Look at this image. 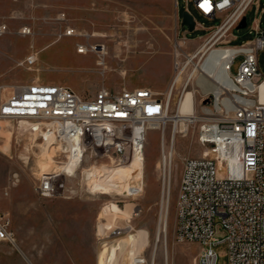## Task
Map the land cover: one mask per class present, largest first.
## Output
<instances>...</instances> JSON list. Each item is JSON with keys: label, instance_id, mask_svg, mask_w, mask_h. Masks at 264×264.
<instances>
[{"label": "built area", "instance_id": "1", "mask_svg": "<svg viewBox=\"0 0 264 264\" xmlns=\"http://www.w3.org/2000/svg\"><path fill=\"white\" fill-rule=\"evenodd\" d=\"M190 4L202 16L219 22L207 28L209 33L200 37L193 50H188L193 41L186 32L181 34L178 25L173 39L174 77L165 93L149 87H124L117 91L101 86L94 96L85 97L68 85L34 80L13 85L10 93L0 98V118L35 124L28 126L30 132L41 135L44 141L47 135L50 146L59 153L54 156L63 155L57 161L62 168L46 170L38 178L35 189L42 197L62 194L68 189L67 179L79 173L90 192L103 194V189L94 183L107 173L97 174L93 163L87 160L96 162L104 158L109 165L141 158L149 123L158 122L155 129L160 132L162 144V189L170 194L173 160L164 149L167 121L162 119L169 115L172 90H179L186 72L189 77L181 90H188L190 81L196 83L193 90H208L200 85L202 80H196V74L208 75L215 63L213 52L229 49L226 65L229 87L224 90L237 97L220 104L219 109L225 114L216 120L209 113L191 114L192 119L186 121L187 129L182 131L187 132L199 122L197 141L208 150L201 156L184 159L176 198V235L179 241L199 245L196 264H217L215 246L219 243L227 244L228 264H264V102L258 96L259 86L264 82L258 60L260 50L264 49V30L260 27L264 6L259 0H185L184 10L191 14ZM175 5L181 21L178 0ZM253 5L257 9L250 29L255 31V37L240 45L230 44L233 29ZM195 22L194 29L206 28ZM7 29L6 24H0V35ZM29 32L27 28L22 33ZM81 45L87 46V52H95L96 64L104 68V44ZM238 55L242 60L236 73H232L231 66ZM37 60L38 56L32 53L21 64L30 68ZM177 76L181 79L177 80ZM180 130L175 124L172 140ZM65 165L72 169L63 168ZM141 180L137 185L131 184L130 192L121 187L112 191L120 197L139 196L143 189ZM10 225L9 216L0 214V240L16 245ZM217 227L222 229V237L218 236ZM105 232L117 237L133 233V228L105 223L102 232L98 229V236ZM133 264H154V261L140 252Z\"/></svg>", "mask_w": 264, "mask_h": 264}, {"label": "rangeland", "instance_id": "2", "mask_svg": "<svg viewBox=\"0 0 264 264\" xmlns=\"http://www.w3.org/2000/svg\"><path fill=\"white\" fill-rule=\"evenodd\" d=\"M259 1L264 6V0ZM72 3L73 0H0V24H6L8 28L7 32L0 35V98L10 93L13 85L34 80L68 85L76 91L85 90L88 94L101 86L118 89L149 86L165 93L174 77L173 39L178 25L181 34L186 32V36L193 41L188 46V50H193L200 42V37L209 33L207 28L219 22L202 16L190 4L195 20L206 28L188 31L187 26L178 21L174 0L161 5L160 14L153 22L150 16L139 14V10H135L129 0L128 7L116 8L107 16V30L97 31L88 28L86 15L78 21V16L73 14ZM178 8L182 16L185 0H178ZM256 9L257 6L253 5L248 10L246 27L233 29L230 44L240 45L255 37L256 33L251 31L250 26L256 16ZM260 27L264 30V13ZM27 28L30 32L22 33ZM72 30L74 33L67 34ZM98 43L104 44L106 50L104 68L96 64L98 56L95 52L77 51L79 44ZM32 53L38 56L36 64L30 68L21 64ZM258 59L259 71L264 76V49L260 50ZM241 60V56L235 57L231 66L232 73H236ZM188 77L189 72H186L181 87ZM181 87L172 90L170 116L178 113V104L188 90L194 92L195 112L198 115L210 114L216 119L225 114L215 109V97L211 91L193 90L196 87L194 81H190L188 90H181ZM228 95L231 92L226 91L221 97ZM180 123H177L179 127L185 126ZM175 124L173 119L167 120L164 149L168 153L173 148V178L166 204L167 229L158 237L163 198L162 144L158 129L149 128L146 131L144 168L142 171L136 166L132 168L135 174H143L140 181L143 189L139 196L120 197L116 191L108 194L90 192L79 173L75 178L67 179L68 189L60 192L62 194L42 197L35 189L38 178L46 170H59L61 164L57 161L62 160L63 155L60 153L59 158L54 156L52 161L42 158L39 144L44 143V138L30 132V122L0 118V214H7L13 209L12 205L17 210L23 209L21 203H16L18 200L80 201L78 206L54 205L44 209L46 212L42 215L50 217L59 214L80 215L82 223L73 224L70 218H47L36 224V230L26 240L37 259L33 264H98L99 257L103 256V264H119L127 255L124 242L132 234L113 237L105 232L98 236L99 225L109 222L114 226H132L133 233L138 232L140 237L136 247L150 260L153 259L154 264H166V260L168 264H196L199 245L179 241L176 235V198L184 159L201 156L208 148L197 141L199 122L190 126L187 132L177 133L172 140L171 132ZM9 131V145L4 151L1 148L6 144ZM33 135H37L34 142ZM53 148L50 146L51 151ZM54 154L59 153L54 151ZM108 162L104 158L96 162L87 160V163L97 167ZM88 165L83 164V167ZM118 198L122 199L117 204L128 211V217L124 219L114 216L112 220L103 214V209ZM27 209L32 211V215H41L40 212H34L39 210L36 207ZM90 215L95 216V233H91L88 225L83 222ZM216 230L218 236L222 237V229L217 227ZM15 240L18 248L16 234ZM147 241L148 245H145ZM215 250L218 254L217 264H228L227 244L219 243Z\"/></svg>", "mask_w": 264, "mask_h": 264}, {"label": "bare ground", "instance_id": "3", "mask_svg": "<svg viewBox=\"0 0 264 264\" xmlns=\"http://www.w3.org/2000/svg\"><path fill=\"white\" fill-rule=\"evenodd\" d=\"M67 34H71V32H68ZM81 46H84V48L79 50L78 47H81ZM78 47H77V51L79 53L87 52V46L79 45ZM104 51H105V48H104ZM230 52L231 51L227 48H219L215 50L212 54L215 60V63L213 67H211V69L208 71V75L200 76L199 74H196L197 75L196 80H202L201 82H203L200 85L203 88H207L209 91H211V93L214 94L215 109H219L221 103L228 102V100L233 101L234 98L237 97V94L221 97L226 91H229V90H224V88L229 87V83L228 81H226V78H227L226 77L227 76L226 74L227 66L226 65H227ZM103 53L104 52H102V54ZM180 79H181V76H177V80H180ZM258 96H259V100L264 102V82H262V84H260L259 86ZM177 110H178V113L176 115L174 116L167 115V117L162 120L167 121L168 119H173V121L176 124L181 121L180 124L185 125V126H182V128L180 127L181 128L180 131L182 132L187 129V123H184V122H186L188 119H192L190 118L192 117L191 114H195V96H194L193 91L188 90L184 93L182 99L180 100L178 104ZM21 121L28 122L25 120H21ZM29 126H35V124H31ZM157 126H158V122L149 123V128H155ZM35 136L34 135L32 136V142L35 141L36 139ZM45 137H46V140L44 141L43 144L38 143L40 146V154L42 158L46 157L52 161V158L54 156L53 152L55 151V149L53 148V151H51L50 142H49L50 138L47 135H45ZM167 154L172 159L173 148L169 149ZM143 159H144V156H142L141 158L135 157L131 160L130 163H128V165L127 163L126 164H114V165L102 164L101 166L97 167L96 165L93 164V169L97 174L102 175L104 173H107L106 176L104 175L98 181H95L94 185L100 189H103L102 192L105 194H108V192H111L113 189L119 190L120 187L123 188V191L126 190L127 192H130L132 189V187H130L131 184L133 182H136V185H137V181H139L143 177V174L138 175L132 172V168L136 166L139 168L140 171H142V169L144 168ZM59 168H62V167L59 165ZM63 168H68L69 170L72 169V167L69 165H65ZM167 196H169V190L166 189L163 192L162 211L160 215L159 226L157 228L158 237L162 232H164V230L167 229V223H168V212L166 209V206H167L166 204H167V199H168ZM103 212L105 216L111 217L112 220L114 216L122 217L124 219L128 217V211L121 208L115 201L110 202L108 206H106L103 209ZM103 224L99 225L100 232L103 231V226H105V223ZM109 224H112V223L110 222L106 223V225H109ZM130 234L132 235L128 239H126L124 242L127 255L121 259V262L119 264H133L134 257L138 253L141 252L140 248L136 247V243H138L137 241L139 240L138 238H140L139 233L136 232V233H130ZM145 245H148V241L146 242ZM103 257H99L98 264H103L102 263ZM166 264H168L167 260H166Z\"/></svg>", "mask_w": 264, "mask_h": 264}, {"label": "crops", "instance_id": "4", "mask_svg": "<svg viewBox=\"0 0 264 264\" xmlns=\"http://www.w3.org/2000/svg\"><path fill=\"white\" fill-rule=\"evenodd\" d=\"M129 0H73L72 8L73 14L77 15L78 21L80 18L87 16L88 28L103 31L107 30L108 18L110 14L117 9H123L128 7ZM132 6L139 14L150 16L152 22L160 14L161 5L168 0H130ZM175 1V0H174ZM123 2V3H122ZM264 13V12H263ZM262 13V14H263ZM262 17V15H261ZM261 20V19H260ZM248 24V23H247ZM259 60V59H258ZM128 88H138V86H126ZM141 87V86H140ZM149 87V86H148ZM110 88V87H109ZM151 88V87H149ZM119 91L118 88H111ZM153 89V88H152ZM155 90V89H154ZM97 90H91L88 94L85 90H77L82 96L91 97L94 96ZM156 91V90H155ZM11 131L6 135V144H4V151L9 145ZM52 202L53 204H49ZM37 201V200H18L16 203H21L23 209H15V205L11 206L13 209L8 211V216L10 218V227L15 232L16 238L18 239V248L15 245L10 244L7 241L0 240V264H33L37 262L34 257L30 244L26 242L27 238L31 237V233L36 230V224H40L42 219L54 218V219H68L72 220L73 224L80 225L81 216L80 215H65L59 214L54 216L42 215L45 213L46 207H51L54 205L58 206H78L80 201L76 199H58L54 201ZM23 203V204H22ZM31 203V204H27ZM18 204V206H19ZM36 207L39 210L34 212H40L41 215H32L31 210L28 207ZM84 224L88 225L91 233H95V216L90 215L83 221Z\"/></svg>", "mask_w": 264, "mask_h": 264}, {"label": "water", "instance_id": "5", "mask_svg": "<svg viewBox=\"0 0 264 264\" xmlns=\"http://www.w3.org/2000/svg\"><path fill=\"white\" fill-rule=\"evenodd\" d=\"M180 23L181 25H187L189 31H193L196 24L193 14H191L187 10H184L182 12V18ZM246 26H247V18L243 17L237 28H244Z\"/></svg>", "mask_w": 264, "mask_h": 264}]
</instances>
